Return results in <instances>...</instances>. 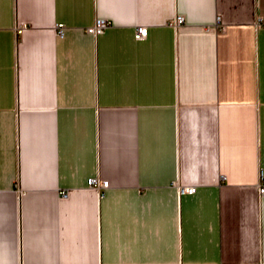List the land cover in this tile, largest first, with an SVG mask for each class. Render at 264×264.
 I'll list each match as a JSON object with an SVG mask.
<instances>
[{"label": "crops", "instance_id": "obj_1", "mask_svg": "<svg viewBox=\"0 0 264 264\" xmlns=\"http://www.w3.org/2000/svg\"><path fill=\"white\" fill-rule=\"evenodd\" d=\"M262 170L264 0H0V264H264Z\"/></svg>", "mask_w": 264, "mask_h": 264}, {"label": "built area", "instance_id": "obj_2", "mask_svg": "<svg viewBox=\"0 0 264 264\" xmlns=\"http://www.w3.org/2000/svg\"><path fill=\"white\" fill-rule=\"evenodd\" d=\"M112 21L105 17H97L93 25L88 27V29L94 33L95 35L103 32L107 27L111 25ZM174 23L176 25H182L185 23V17L183 15H178L175 18ZM57 27L59 28V32L62 33L64 23H58ZM21 30V29H19ZM148 25H138L135 32V37L137 39H143L148 35ZM262 181L259 185V192L264 196V170L261 171ZM89 185L92 187H96L98 189L107 187L109 185V181L107 179H100L99 177H91L89 178ZM178 189L180 193L188 192L193 193L196 190L195 185H178ZM67 192L63 191V195H66Z\"/></svg>", "mask_w": 264, "mask_h": 264}]
</instances>
